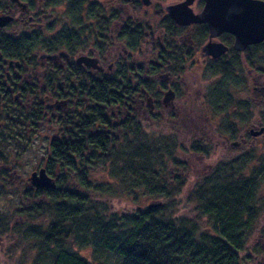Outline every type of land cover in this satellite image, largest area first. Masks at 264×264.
<instances>
[{
  "label": "trees",
  "instance_id": "16d2710c",
  "mask_svg": "<svg viewBox=\"0 0 264 264\" xmlns=\"http://www.w3.org/2000/svg\"><path fill=\"white\" fill-rule=\"evenodd\" d=\"M42 1L20 0L27 7L25 14L35 12L40 20L34 26V19L29 20L28 31L8 35L0 30V71L5 62H14L20 66L14 71L33 75L43 69L41 55L64 51L73 59L89 48L90 39L97 35L95 48L105 56L106 33H110L107 26L112 19L119 20V11L108 17L92 0ZM131 4L136 10L142 8L138 1ZM202 6L199 1L197 8ZM62 7L70 24L50 36L60 22L55 13ZM17 12L15 4L0 0V14ZM44 14L54 15L55 21L42 26ZM156 14L166 33L162 44H157L149 29L145 31L129 20L115 27L112 34L131 53H137L147 38L161 64L151 67V76H157L161 69L168 71L176 78L172 88L180 96L179 80L192 53L178 41L186 28L175 25L162 10ZM94 19L97 30L84 25ZM196 27L193 39L202 46L208 29L206 25ZM256 48L264 56V43ZM46 62L42 87L14 78V96L0 94V111L8 125L18 123L26 133H39L45 127L55 131L48 141L43 168L56 187L27 190L14 213L0 210V236L10 241L8 253L15 264H264V230L261 241L247 253L260 221L253 203L255 175H263L264 168L257 172L254 168L248 174L246 166L234 168L228 160L221 162L223 169L201 178L186 198L195 216L179 213L176 200L186 184L178 175L186 169L179 154L186 148L177 144L175 133H150L138 116L143 92L159 98V89L165 85L145 78L144 68L130 63H119L108 75H94L74 60L66 67ZM213 63L215 74L221 76L241 69L240 64ZM261 64L252 56L248 59L250 67L264 74ZM217 92L207 91L202 97L213 115ZM218 95L224 100L223 94ZM260 110L264 125V109ZM229 127L235 128L227 125L219 132L229 134ZM190 150L208 151L200 143L192 144ZM0 161H6L2 152ZM97 171L107 173L108 179H96ZM145 197L159 199L162 204L117 213L109 203L129 198L138 204ZM84 251H89L90 259L82 255Z\"/></svg>",
  "mask_w": 264,
  "mask_h": 264
},
{
  "label": "rangeland",
  "instance_id": "374dc122",
  "mask_svg": "<svg viewBox=\"0 0 264 264\" xmlns=\"http://www.w3.org/2000/svg\"><path fill=\"white\" fill-rule=\"evenodd\" d=\"M132 1L140 2L142 8L134 9L131 4ZM182 1L184 0H149V4L145 6L142 4L143 0H128L127 3L121 0H92V2L98 3V7L104 8L108 13L119 11V20L116 23L114 22L113 27L119 28L122 21L128 20L136 25H142L145 31L149 29V32L153 34L157 44H162L166 33L160 27L161 19L156 14V11H164L168 6L181 3ZM43 2L44 0L41 4ZM193 9L195 12L198 11V8L195 6ZM19 10L20 13L10 14L14 17L15 25L9 24L3 29L4 33L14 35L28 31L26 29H29V20L33 21L34 19L32 22L33 26L39 23V17L35 15V12L25 14L27 11L22 12L21 9ZM65 13V7L60 8L55 13L60 22L56 24V29L50 33V36L56 35V33L70 24L69 19L64 15ZM53 16L52 14L43 16L42 26L45 27L48 24H52L55 21V17ZM89 24L88 22L87 25ZM92 29L97 30L98 28L94 25ZM84 36L88 37L87 33ZM106 36L108 37V42L107 45H104L105 57L101 58L98 50L95 48L94 37L89 42V48L79 51L73 59L70 58L68 61L62 58L57 64L66 67L70 61L76 60L81 56H88L96 59L101 69V74L107 75L113 73L119 63H130L142 66L147 72L145 78L149 77L158 84L163 83L165 85V88L162 90L163 93L159 95L160 105L157 104L154 110L150 111L146 103L147 100L144 99V105L141 102L139 103L138 116L147 131L150 133H163L165 135L175 133L179 137L177 144L186 148L184 153L181 152L179 154L181 163L186 166L185 170L178 172V175L186 181L183 193L176 200L177 204L175 207L179 213L195 216V213L191 212L193 210L192 204L186 202V198L196 182L201 178L214 173L217 169H223L220 166L221 162L228 160L234 168H240L242 165L246 166L249 169L248 174L254 168L256 172L264 168V133L260 136L250 135L251 131L257 132L262 126L264 128L259 115L260 109H264V94L261 96L260 92V94L252 92L253 87L260 89L264 87V76L261 77L260 75L262 74L260 72H245L241 75V70L237 69L226 76L217 75L214 71L205 69L209 61L203 57L200 49H196L195 57L189 64L185 65V72L179 80L180 93L182 94L179 96L171 87L175 80L168 75L167 71L160 72L154 77L151 76V67L156 66L159 60L158 53L152 48L147 38L139 44L137 53H131L125 43L115 40L112 30H110V33L107 32ZM178 41L190 48V45L194 42L192 32L189 30L184 31L183 35L178 38ZM257 52L256 60L259 63L261 61V66H263V52L261 50ZM237 60L242 62V57H238ZM40 63L43 65V69L36 73L35 80L32 79L29 82L34 81L33 83L42 87L43 81L47 77V71L45 70L47 62L41 60ZM242 70L245 71L243 68ZM217 89L219 92H217ZM170 90L175 94L174 98L166 106H163L162 101L165 94ZM226 90L229 91L232 97L227 94ZM207 91L213 94L217 92L215 103L218 105H216L217 111L215 115L209 109L210 106L208 105L207 107V104L202 101V97ZM218 93L223 94L222 98L224 100L221 99ZM211 98L214 100L212 95ZM249 98L254 100L255 103L258 101L257 114L254 112L253 114L251 111L247 112L245 108H242L243 106L237 107V103H244L245 99L250 100ZM224 101H230L231 103L228 102L230 106L228 104L229 107H225ZM47 104L48 106L52 105V103ZM193 104L195 107H192ZM65 111L68 110L65 109ZM4 115L5 113L0 111V152L6 157V161H0V210L14 213V209L20 204L21 197L25 191L35 189L30 184L29 179L32 173L43 168L48 151V141L55 135V131L52 128L45 127L39 133L28 131L26 133L25 129H22V126L18 123L15 125L16 127L8 125V121H6ZM252 118L254 119L253 121L251 120ZM227 125L235 126L238 130L237 137L232 139L230 135L227 136L228 134L219 132L223 126ZM15 137L16 140H14ZM194 143L203 145L210 154H196L191 151V145ZM94 175L96 179L103 181L108 179L107 173H103L102 171H97ZM255 176L257 178L255 181L257 187L253 203L260 213V221L257 231L249 244L248 254L252 252L253 246L261 241V230H264V174L259 177ZM160 202L162 203L159 199L145 197L138 204L132 203L129 198L116 199L109 203L114 212L134 213L139 209L148 210L150 205ZM203 222L204 225H207L205 219ZM10 244V241H6L0 236V264H15L14 258L11 259L8 253ZM83 253L82 255L90 259L89 251H84ZM254 260L257 261V259Z\"/></svg>",
  "mask_w": 264,
  "mask_h": 264
},
{
  "label": "water",
  "instance_id": "95a60500",
  "mask_svg": "<svg viewBox=\"0 0 264 264\" xmlns=\"http://www.w3.org/2000/svg\"><path fill=\"white\" fill-rule=\"evenodd\" d=\"M15 4L22 12L26 11V5L20 0H9ZM204 8L200 13H195L193 5L196 0H184L181 3L168 6L167 14L176 25L181 27L192 25H207L210 39H216L224 33L232 34L235 37V47L242 51L248 46L261 44L264 41V1L261 0H201ZM147 5L149 0H144ZM14 21L11 15L0 16V29L7 27ZM206 51L213 58L224 55L227 48L223 44L210 43L206 46ZM59 57L68 58L64 53L57 55H41L40 60L50 59L56 61ZM78 64L97 69L96 61L87 57H80ZM19 65V64H18ZM174 93L170 90L165 94L163 103L167 105L174 98ZM264 133V128L253 133V136H260ZM30 184L35 189H54L56 187L52 179L44 168L31 174ZM160 203L152 204L149 209L161 206Z\"/></svg>",
  "mask_w": 264,
  "mask_h": 264
},
{
  "label": "flooded vegetation",
  "instance_id": "af4514ba",
  "mask_svg": "<svg viewBox=\"0 0 264 264\" xmlns=\"http://www.w3.org/2000/svg\"><path fill=\"white\" fill-rule=\"evenodd\" d=\"M203 2V1H201V0H196V2H195V4L193 5V7L195 6V7H197V3L198 2ZM140 3V2H139ZM142 4L143 5H145V6H147L145 3H144V0H143V2H142ZM192 7V8H193ZM203 8H204V2H203V6H202V8L201 9H199L198 8V11L197 12H195V13H200L202 10H203ZM194 10V9H193ZM165 13L167 14V12H166V8H165ZM114 11H112L111 13H113ZM8 15H10V14H8ZM168 15V14H167ZM12 16V15H11ZM107 16L108 17H111L110 16V13H108L107 12ZM169 16V15H168ZM13 17V16H12ZM170 17V16H169ZM14 18V17H13ZM171 18V17H170ZM171 20H172V18H171ZM161 21V20H160ZM173 21V20H172ZM90 24V26L91 27H93L94 25L95 26H98V23L96 22V19H94V20H92V21H88ZM88 22H85V24L84 25H86L87 26V23ZM114 22L116 23V22H118V21H115L114 19H112V21L110 22V24H108V28L110 29V30H114V28L115 27H113V25H114ZM123 22L124 21H122L121 22V27L123 26ZM174 22V21H173ZM14 23V21L11 23V24H13ZM175 24V23H174ZM176 25V24H175ZM178 27H181V26H179V25H177ZM196 26H201V25H192V26H186V27H181V28H186V31L187 30H189V31H191L192 32V34H194L195 33V31L197 30V27ZM207 26V25H206ZM6 28V27H5ZM5 28H3V29H5ZM3 29H0V30H3ZM207 29H208V26H207ZM92 38H94L93 36H92ZM90 39V41H92L93 39ZM95 39L96 38H94V45H95ZM193 44L192 45H190V49H191V57H190V60H189V62H188V64L192 61V59L195 57V55H196V49H200V52L202 53V55H203V57L204 58H207V60L209 61V63H208V65L205 67V69L206 70H208V71H214L216 68H212V67H214L215 66V64L213 63L212 64V62H216V61H218V60H220L222 63H230V65L231 66H233V65H237V66H239V64H240V66H241V75H243L245 72L246 73H253L254 71H257L258 72V70L256 69H253L252 67H250L249 65H248V59H249V57L250 56H252V59H253V57L255 58V59H257V48L256 49H254L255 47H257V46H260V45H262L263 43H264V41L261 43V44H257V45H251V46H248L245 50H242V51H240V50H238L236 47H235V37L232 35V34H229V33H224V34H222L220 37H218V38H216V39H210V33H209V30H208V37H207V40L205 41V43L202 45V46H200V45H197V43L196 42H192ZM210 43H219V44H223L226 48H227V51H226V53L224 54V55H222V56H220V57H218V58H213L211 55H209V53L206 51V46L208 45V44H210ZM194 45V46H193ZM193 46V47H192ZM97 49V48H96ZM254 49V50H253ZM195 50V51H194ZM198 51V50H197ZM99 52V55H100V57H101V54H100V51H98ZM60 53H64L65 55H67L68 56V58H64V57H59L56 61H52V60H50V59H44L45 61L46 60H49V61H51L53 64H57V62L58 61H60L62 58H64L66 61H68L69 59H70V57H69V55L68 54H66V52H64V51H62V52H60ZM59 53V54H60ZM58 54V55H59ZM57 55V56H58ZM242 57V62H239L237 59H238V57ZM81 57H87V58H90V57H88V56H81ZM105 57V56H104ZM80 58V57H79ZM101 58H103V57H101ZM90 59H93V60H95L96 61V65H97V69H93V68H91V67H88V66H85L84 64H78L77 63V60H78V58L76 59V60H74V62H75V64L77 65V66H80L81 68H83V69H87V70H89V72L90 73H92V74H94V75H97V74H101V69L99 68V66H98V61L96 60V59H94V58H90ZM40 60V59H39ZM238 62H237V61ZM41 61V60H40ZM5 64V67H4V70L3 71H0V94H2V93H5V92H10L13 96H14V78L16 79V80H18L17 78H19V80H20V82L21 81H25V82H27V83H30V84H34V85H36V83H33L34 81H30L29 82V80H32V79H34L35 78V75H36V73L37 72H35L33 75L31 74V73H26L25 75L23 74H20L18 71H14V67H16V68H20V66L19 65H15L14 66V62H5L4 63ZM157 65H161L160 63H158ZM242 65H243V67H242ZM59 66H61V65H59ZM62 67H65V66H62ZM242 68L245 70V71H243L242 70ZM92 70H93V72H92ZM163 71H166V70H163V69H161L160 70V72H163ZM95 72V73H94ZM100 72V73H99ZM114 72V71H113ZM159 72V73H160ZM167 73H168V75L170 76V77H172L175 81L173 82V84H175L176 83V78H174L168 71H167ZM215 73V72H214ZM262 75H260L261 77H263L264 76V74L263 73H261ZM103 75V74H102ZM108 75V74H107ZM146 75V74H145ZM145 77V76H144ZM35 80V79H34ZM44 82V81H43ZM44 84V83H43ZM172 87V86H171ZM171 89V88H170ZM173 89V88H172ZM238 89V88H237ZM163 89H159V95L160 94H162L163 93V91H162ZM173 92V91H172ZM229 92V91H228ZM252 92L253 93H261V96H263V94H264V87L263 88H256V87H253L252 88ZM144 93V98L142 99V98H140V102H141V104L142 105H144V99L145 100H147V106L149 107V110L151 111V110H154V108L156 107V105L158 104V105H160V103H161V101H160V99L159 98H157V97H155L154 95H152V96H150V95H148L147 93H145V92H143ZM176 93V92H175ZM259 93V94H260ZM228 94V93H227ZM228 95H230L231 96V94H228ZM232 97V96H231ZM231 99V98H230ZM233 99V98H232ZM250 99V98H249ZM264 99V98H263ZM164 100V99H163ZM225 102V104H224V106L225 107H229L230 106V104L228 103V102H230V101H224ZM231 103V102H230ZM162 104H163V106H166V105H164V103H163V101H162ZM228 104H229V106H228ZM65 105V104H64ZM237 105V107L238 106H243L242 108H245L246 109V111L248 112V111H251V113H255V114H257V110H258V101L255 103L254 102V100H252V99H250V100H246L245 99V101H244V103H242V102H239V103H237L236 104ZM48 106V105H47ZM220 106V105H219ZM192 107H195V105L193 104L192 105ZM207 107H208V104H207ZM239 108V107H238ZM253 113V114H254ZM252 121L254 120L253 118L251 119ZM263 127V126H262ZM261 127V128H262ZM224 132H226V131H224ZM227 133H229L227 136H231V138L233 139V138H235V137H237V135H238V130L236 129V128H231V127H229V129H228V132ZM253 133H255V131H251L250 132V135L251 136H253ZM243 141H245V139H243ZM234 145V144H233ZM237 145V144H236ZM194 153H196V154H210L208 151L207 152H205V153H200V152H194Z\"/></svg>",
  "mask_w": 264,
  "mask_h": 264
}]
</instances>
